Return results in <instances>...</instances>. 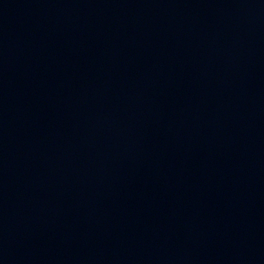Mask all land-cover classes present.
I'll list each match as a JSON object with an SVG mask.
<instances>
[{
	"label": "water",
	"instance_id": "95a60500",
	"mask_svg": "<svg viewBox=\"0 0 264 264\" xmlns=\"http://www.w3.org/2000/svg\"><path fill=\"white\" fill-rule=\"evenodd\" d=\"M0 264H264V0H0Z\"/></svg>",
	"mask_w": 264,
	"mask_h": 264
}]
</instances>
